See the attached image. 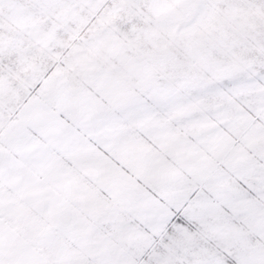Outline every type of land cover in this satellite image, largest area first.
I'll list each match as a JSON object with an SVG mask.
<instances>
[{
	"label": "snow or ice",
	"instance_id": "snow-or-ice-1",
	"mask_svg": "<svg viewBox=\"0 0 264 264\" xmlns=\"http://www.w3.org/2000/svg\"><path fill=\"white\" fill-rule=\"evenodd\" d=\"M0 264H264V0H0Z\"/></svg>",
	"mask_w": 264,
	"mask_h": 264
}]
</instances>
